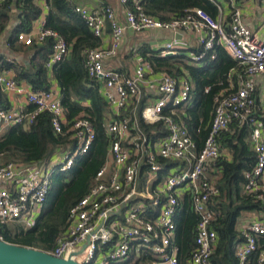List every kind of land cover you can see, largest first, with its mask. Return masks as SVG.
<instances>
[{
    "label": "built area",
    "instance_id": "built-area-1",
    "mask_svg": "<svg viewBox=\"0 0 264 264\" xmlns=\"http://www.w3.org/2000/svg\"><path fill=\"white\" fill-rule=\"evenodd\" d=\"M144 1L117 0L124 7L123 25L110 6H74V12L95 37L102 39L106 28L109 29V45L86 50L84 66L89 78L100 84L105 102L118 117L105 125L109 148L92 187L71 208L68 226L54 248L43 251L54 258L71 259L78 264H116L129 258L137 259L135 264H179L173 238L180 200L186 194L197 216L194 249L186 264H213L217 234L212 227L214 213L209 200L217 197L219 190L204 174L220 157L218 138L233 121L248 126L255 154L253 167L244 174V191L264 203V137L256 86V81L259 86L264 85V37L242 21L239 5L244 0H207L218 10L217 18L193 9L169 21L147 14ZM126 29L134 33H171L173 39L160 49L161 57L177 55L175 36L184 34L194 38L200 48L194 61L207 56L215 59L213 48L217 46L237 62L239 70L227 74V87L214 98L209 132L199 151L184 125L173 118L176 107L192 104V85L187 78L178 81L165 72L156 73L144 59H138L130 73L105 69V62L120 51ZM46 37L54 39L52 53L44 62L50 69L69 52L68 45L56 33L41 26L36 32L19 33L17 41L28 46ZM5 60L14 61L10 57ZM22 82L0 68L3 91L9 97H23L30 108H0V138L9 127H28L40 114L48 113L53 131L68 135L73 142L72 147L48 163L26 165L0 156V223L18 221L32 226L50 191V175L54 171H70L74 160L88 152L95 130L92 121L84 116L69 124L59 95L51 87L33 90ZM261 93L264 101V89ZM143 96L147 97L141 111L144 124L162 126L157 140L139 128L134 115L119 114L130 106L134 114ZM167 107L170 109L166 112ZM239 231L243 242L236 257L239 264H248L257 250L258 237L264 235V220L243 221ZM0 242H6L1 230ZM255 264H264V250Z\"/></svg>",
    "mask_w": 264,
    "mask_h": 264
},
{
    "label": "trees",
    "instance_id": "trees-1",
    "mask_svg": "<svg viewBox=\"0 0 264 264\" xmlns=\"http://www.w3.org/2000/svg\"><path fill=\"white\" fill-rule=\"evenodd\" d=\"M48 14L43 28L57 34L71 49L70 58L64 57L49 70L44 65L52 53L54 39L46 37L40 43L25 46L17 41L19 33H28L35 20L41 15L36 0H17L15 2L16 21L8 38L12 54L25 53L27 64L16 59L10 63L0 56V68L11 70L14 80L25 81L33 90H47L52 78L60 89V103L66 118L71 124L82 115L90 119L95 130V139L88 152L76 158L67 173L54 172L51 177V188L46 201L32 226L18 221L0 223L4 241L37 249L50 251L56 240L68 226L71 208L88 193L95 175L106 160L109 141L105 135L106 117L109 107L102 94L99 83L91 80L84 66V52L101 45V39L95 37L87 28L80 16L74 12L75 0H46ZM13 0L0 3V36L11 21ZM144 10L160 21L184 16L187 11L201 9L213 18L218 17V10L207 0H145ZM194 50V53L200 52ZM215 59L204 57L194 62L186 54L161 57L159 51L147 47L139 49V54L150 63L156 73L165 72L178 81L187 78L192 85V104L175 108L173 118L182 123L188 135L199 151L208 135L214 98L227 87V74L238 71L237 62L221 47L213 48ZM27 54V55H26ZM208 92H205V89ZM88 103V106L83 105ZM145 106L142 101L133 114V106L121 113L135 116L139 128L153 140L162 135L161 124L153 126L144 124L141 111ZM166 108V112L169 111ZM264 109V108H263ZM168 114V113H166ZM218 141L225 155L209 165L205 179L219 190L217 197L209 200L214 213L212 227L217 234V245L212 256L213 264H239L236 250L242 244L243 237L239 231L240 220L244 215L256 213L264 220V203L249 197L244 187V174L255 163V154L251 150L250 129L233 121L229 130L220 134ZM69 136L55 133L50 124L48 113L40 114L28 127L15 125L10 127L0 138V156L7 161L32 164L47 161L62 149L72 147ZM176 230L173 244L178 248L179 264H186L194 249L197 216L193 212L188 195L180 200L179 212L175 219ZM264 250V235L258 237L257 250L249 257L248 264H255L259 253ZM138 260L129 258L126 262L116 264H135Z\"/></svg>",
    "mask_w": 264,
    "mask_h": 264
},
{
    "label": "crops",
    "instance_id": "crops-1",
    "mask_svg": "<svg viewBox=\"0 0 264 264\" xmlns=\"http://www.w3.org/2000/svg\"><path fill=\"white\" fill-rule=\"evenodd\" d=\"M17 0H13L14 5L12 7L11 12V21L9 23V26L7 30L2 33L0 36V56H4L5 59L8 57L12 58L13 60L22 61L27 64L28 59L25 58V53L20 51L18 54H12L9 50L8 45V38L10 35V31L13 28L15 21H16V9H15V2ZM37 5L41 9V15L40 17L35 20L31 26L30 32H36L37 29L44 25L45 18L48 14V7L46 4V0H36ZM76 6H86L90 9H98L103 6H110L116 15L117 20L123 25L124 24V7L120 5L117 0H75ZM240 13L242 15V21L244 24L251 30H253L257 35L264 37V0H244L240 5ZM44 29V28H43ZM29 33V32H28ZM177 40V44H175V48L177 49L178 53L186 54L190 59L194 61V55L197 53H194V50H198V45L196 43V40L190 36H186L184 34H178L175 36ZM109 29L106 28V32L103 35V38L101 39V45L102 47H106L109 45ZM173 39V35L168 32H162V31H144L141 33H134L133 31L126 29L124 34V39L122 42V46L120 51L118 52L117 56L109 59L105 62L104 66L107 70H113L118 71L121 73H130L138 59H143L142 56L139 54V49L142 47H147L152 50H156L160 52V49L164 46L165 43H168L170 40ZM44 40V39H43ZM42 40V41H43ZM41 41V42H42ZM19 42V41H18ZM21 43V42H20ZM34 43H37L34 41ZM40 43V42H39ZM22 44V43H21ZM69 52L65 56L67 58H70L71 56V49L68 46ZM27 55V54H26ZM196 62V61H194ZM49 70V76H51V70ZM10 71V76L14 78L13 71ZM23 85H26V87L30 86L27 82H22ZM256 86H258V107H259V121L261 123V129H262V136L264 137V101L262 99V93L264 89V85L259 86V83L256 81ZM31 87V86H30ZM50 87L55 90L60 99V89L59 85L52 78ZM100 95H101V89L99 88ZM145 92V90H144ZM145 94V93H144ZM147 100L146 96H143L142 101L145 102ZM83 105L88 106V103H84ZM9 107H21L23 110H29L30 108L26 106L24 98L23 97H9L6 92L3 91L2 87L0 86V108H9ZM109 107V106H108ZM110 108V107H109ZM65 112V111H64ZM121 114V113H119ZM66 116V115H65ZM82 115L78 116L81 117ZM115 117H118L116 115V112L114 109L110 108L109 113L106 117V123H109L113 121ZM77 118V117H76ZM75 118V119H76ZM10 128V127H9ZM7 132V131H6ZM250 140H251V134H250ZM252 149V142L250 146ZM64 150H60L58 153L51 156L47 161H44L42 163H48L53 158L60 155ZM221 154L226 156L227 160H230V155L226 154V151L224 148H221ZM23 163V162H21ZM39 163V162H38ZM25 164V163H24ZM29 165V164H26ZM56 172V171H54ZM53 172V173H54ZM59 172V171H58ZM53 173L50 175L49 179L51 182V177ZM206 175V173H205ZM208 176V175H207ZM251 219H257L262 220L256 213L244 215V217L240 220L239 229L241 227V222Z\"/></svg>",
    "mask_w": 264,
    "mask_h": 264
},
{
    "label": "water",
    "instance_id": "water-1",
    "mask_svg": "<svg viewBox=\"0 0 264 264\" xmlns=\"http://www.w3.org/2000/svg\"><path fill=\"white\" fill-rule=\"evenodd\" d=\"M84 246L78 252L80 253ZM77 253V254H78ZM0 264H78L68 259H57L30 247L0 242Z\"/></svg>",
    "mask_w": 264,
    "mask_h": 264
},
{
    "label": "rangeland",
    "instance_id": "rangeland-1",
    "mask_svg": "<svg viewBox=\"0 0 264 264\" xmlns=\"http://www.w3.org/2000/svg\"><path fill=\"white\" fill-rule=\"evenodd\" d=\"M206 177H207V175H206Z\"/></svg>",
    "mask_w": 264,
    "mask_h": 264
}]
</instances>
